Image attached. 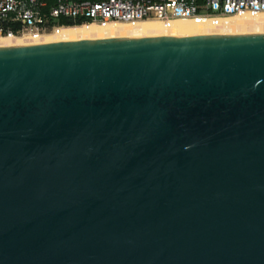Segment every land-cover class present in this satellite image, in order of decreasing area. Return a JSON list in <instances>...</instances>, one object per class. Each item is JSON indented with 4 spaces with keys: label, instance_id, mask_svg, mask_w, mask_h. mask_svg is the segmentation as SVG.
Listing matches in <instances>:
<instances>
[{
    "label": "water",
    "instance_id": "1",
    "mask_svg": "<svg viewBox=\"0 0 264 264\" xmlns=\"http://www.w3.org/2000/svg\"><path fill=\"white\" fill-rule=\"evenodd\" d=\"M0 264H264V33L0 48Z\"/></svg>",
    "mask_w": 264,
    "mask_h": 264
},
{
    "label": "built area",
    "instance_id": "2",
    "mask_svg": "<svg viewBox=\"0 0 264 264\" xmlns=\"http://www.w3.org/2000/svg\"><path fill=\"white\" fill-rule=\"evenodd\" d=\"M35 0H0V36L28 34L36 38L57 33L59 17L72 23H133L156 20L168 26L176 19L203 18L215 24L219 19L264 12V0H56L40 17L32 5ZM44 6L43 2L39 3ZM19 24L13 33L5 28L7 21ZM79 24V25H80Z\"/></svg>",
    "mask_w": 264,
    "mask_h": 264
},
{
    "label": "bare ground",
    "instance_id": "3",
    "mask_svg": "<svg viewBox=\"0 0 264 264\" xmlns=\"http://www.w3.org/2000/svg\"><path fill=\"white\" fill-rule=\"evenodd\" d=\"M264 33V12L243 14L219 19L212 24L207 19H176L163 26L158 21L141 20L133 23L111 22L62 27L57 33L42 34L36 38L28 34L0 36V48L29 44L97 40L107 38L185 37L202 35H236Z\"/></svg>",
    "mask_w": 264,
    "mask_h": 264
},
{
    "label": "trees",
    "instance_id": "4",
    "mask_svg": "<svg viewBox=\"0 0 264 264\" xmlns=\"http://www.w3.org/2000/svg\"><path fill=\"white\" fill-rule=\"evenodd\" d=\"M73 1H81V0H73ZM43 2L44 6H40L39 3ZM56 2V0H35V3L32 4L36 11H37V14L40 16V17H46L48 18L47 16V13H48V8L51 7L52 5H54V3ZM5 28H8L9 30H11L13 33L16 32L17 28L19 27V24L18 23H15L13 21H7L5 23ZM56 24H59V25H62V26H66V27H69V26H79V22H76V23H72L70 21H67L65 20L64 18L62 17H59L57 20H56ZM81 25V24H80Z\"/></svg>",
    "mask_w": 264,
    "mask_h": 264
},
{
    "label": "rangeland",
    "instance_id": "5",
    "mask_svg": "<svg viewBox=\"0 0 264 264\" xmlns=\"http://www.w3.org/2000/svg\"><path fill=\"white\" fill-rule=\"evenodd\" d=\"M152 21H155V20H152Z\"/></svg>",
    "mask_w": 264,
    "mask_h": 264
}]
</instances>
